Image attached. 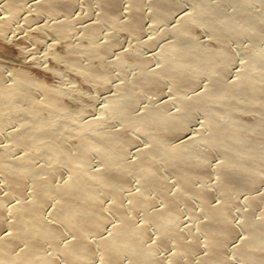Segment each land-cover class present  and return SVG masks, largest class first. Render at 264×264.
<instances>
[{
    "label": "bare ground",
    "instance_id": "6f19581e",
    "mask_svg": "<svg viewBox=\"0 0 264 264\" xmlns=\"http://www.w3.org/2000/svg\"><path fill=\"white\" fill-rule=\"evenodd\" d=\"M101 1L109 10L100 21L87 23L88 43L76 46L70 42L60 56L106 85L116 76L113 70L124 66V59L110 58L118 40L115 36L108 42L99 39L104 25L111 23L142 36L145 3L134 0L130 19L124 20L120 16L122 0ZM192 1L194 16L209 27L219 47L185 42L182 38L191 32L188 24L169 28L147 39L148 44H154L172 30L178 32L177 39L160 54L162 67L140 73L135 82L116 85L117 93L106 98L104 113L118 115L148 139L135 155L132 146L138 139L125 131L87 130V125L100 117L84 119L87 125H81L79 133L69 130L67 123L45 120L39 115L43 108L61 114L67 108L63 90L18 67L8 85L6 70L0 65L1 128L3 110L16 105L19 114L14 118L21 120V127L9 132L12 143L40 149L37 156L53 163L49 167L36 165L33 156H17L8 145L0 150V170L9 190L2 191L0 183V264H233L232 251L248 263L264 264V212L258 214L264 210V47L250 54L239 79L228 77L236 63L228 42L230 34L264 38V13L253 11V0ZM227 1L234 2V11L231 7L227 10ZM25 2L11 0L7 7L22 12L27 8ZM78 2L36 0V5L56 17L46 26L68 37L76 19L62 15L72 14ZM154 5L158 23L177 14L180 21L191 16L179 12L178 0H154ZM86 58L108 60V64L99 69ZM149 60L142 58L144 63ZM207 74L212 82L201 89V78ZM166 78L186 89L176 99L181 109L172 111L170 103L164 102L137 111L143 102L142 92L162 93ZM34 85L42 87L44 98L37 96ZM202 110L210 114L207 126L211 132L198 131L200 135L186 137L193 117ZM247 112L255 113L253 121L246 120ZM74 136H78L76 143ZM217 149L226 153L218 170L225 192L220 201L211 189L198 184L213 178L211 157ZM89 153L98 155L101 167L91 166L95 159H89ZM64 167L70 173L61 182L57 177L59 168ZM169 168L181 179L178 192L165 175ZM131 176L137 178L135 187ZM151 191L159 193L164 203L159 204ZM245 191L253 194L244 204L248 209H242L245 218L239 226L233 207L238 204V193ZM14 195L21 201L10 203ZM190 198L197 199L207 214L200 224L206 240L199 237L196 226H183L181 201ZM139 211L146 213L141 222ZM9 214L13 219H8ZM162 248L172 250V261L163 259Z\"/></svg>",
    "mask_w": 264,
    "mask_h": 264
},
{
    "label": "rangeland",
    "instance_id": "374dc122",
    "mask_svg": "<svg viewBox=\"0 0 264 264\" xmlns=\"http://www.w3.org/2000/svg\"><path fill=\"white\" fill-rule=\"evenodd\" d=\"M10 1L11 0H0V65L2 67L4 66V71L6 70L5 73L8 85L13 83L14 80L12 72L18 67L27 69V71L30 72L32 76L34 75L35 78L42 79L50 86L61 88L64 93L63 97L67 108L62 111V114L53 111V109H50L49 107L43 108L39 114L42 118L52 123H58L60 121L61 123H67L69 130H72V132L78 131L79 133L80 129L82 128L81 125H87L85 120L87 122L100 117L98 121L89 123L87 125V130L90 133H96L98 131L107 133V131H113L118 128L125 131V134L131 135L136 137L135 139H138V142L132 146L133 155H135L138 149L146 146L148 139L144 137L139 128L133 125L128 126L118 115L109 113L106 114L102 110L106 104H108L106 98L112 94H115L116 85L135 82L138 80L140 73H145L147 70H153L155 68L162 67L163 63L160 54L168 50L171 43L177 39L178 32L176 30H172V32L166 34V36L154 44H148L147 39L159 36L169 28H180V26L188 24L190 26L189 29L191 32L185 34L182 38L185 42H202L204 46L213 47L216 45V47H219L216 43L218 41L212 34L209 27L205 24H202L194 16V12L196 10L192 0H178L180 4L179 12L187 14L189 13L191 15L187 20L180 21V18L177 14L175 17L164 20L160 23L155 20L154 0H144L145 4L143 7L145 11V32L142 36H137L131 30L116 28L111 23H105L104 25L99 39L103 42H108L111 37H116L118 43L115 45L110 58L124 59V66H119L117 68L114 67L116 69L113 71L116 72V76L107 81L106 85H103L99 78L87 75L82 68L60 56V53L70 42H73V44L76 46L88 43L89 40L87 36V29H85L87 23L89 21H100L102 18H104L103 16L109 10L103 5L101 0H79L72 14L65 13L62 15V18L70 17L72 20L76 19L75 29L68 37H62L58 32L46 26L49 23H54L56 21V17L47 11H41V8L36 5V0H26L25 4L27 3V8L25 7L26 9L24 11L17 13L7 7V3ZM133 1L134 0H122L120 9L122 14H120V16L122 19H130ZM212 1L218 3L223 2L222 0ZM253 1V7L251 5L253 11H262L264 13V2L262 3L264 0H262L260 3L257 2L260 0ZM227 2L224 3V5L229 4L226 5L227 10L231 7V9L233 8L232 10L234 11V2ZM81 15L84 17L79 19ZM6 25L7 28L5 29ZM228 40L236 59V63L233 64L234 67L232 65V69L228 77L231 80L236 78L239 79V75L242 74L243 71L245 72L247 69L248 62H250V54L255 51L258 52L261 46L264 47V38H256L247 33H232L230 34ZM171 54H173V57L176 55L174 53ZM145 57L150 58L149 62L144 63L142 61V58ZM85 60L90 64L96 65V67L99 69H104L108 64V60L99 61L96 58H86ZM203 77L201 78V89H204V85L207 83L210 84L212 82L211 75L207 74ZM34 87L37 96H39L40 99L44 98V90L42 87L36 85H34ZM164 87L165 88L162 93L153 90L143 91V102L137 111L141 112L147 109L149 106H156L158 103L164 102L170 103L169 108L172 109V111L180 110L181 106L176 99L179 98V96L182 95L186 89L174 84L172 78H166V84ZM3 111L2 120L5 128H1L0 126V150H5L6 145L10 147L12 146L11 150H13L12 153H15V155H31L34 157V163L36 165L48 167L51 166L53 163L50 162V160H45L41 156H37L40 152V149L31 150L26 146H17L15 143H12L9 132L12 129L21 127V120L14 118L15 115L17 116L19 114V110L15 105L13 107L4 109ZM195 115V117H193L192 124L189 127V133H187L188 135L186 137L200 135L201 132H211V128L207 126L210 115L208 111L202 110ZM255 117L256 115L254 112L246 113V120L249 122L253 121ZM59 136L61 137V135ZM177 138H179V136ZM77 140L78 136H74L72 139L74 143H76ZM213 153L214 154H212L211 157V162L213 161L211 164L213 165V170H215L213 178L207 182L204 180H199L198 184L204 185L211 189L214 193L215 200L220 201V198L222 199L225 192L222 189L221 175L218 173V170L219 164L226 161V153L219 149L213 151ZM92 155L96 156L97 154H88L89 159H95L93 160L94 163L93 161L91 162V166L94 165L93 167L95 168L98 166L101 167L102 165L99 164L102 162L98 155L97 157L94 156V158ZM213 155H215V157H213ZM64 168H59L58 172L57 178L61 182L70 173L68 170H66L67 168ZM45 175L46 173L43 176ZM165 175L172 184L170 185L173 190L175 192L180 191V177L171 168H169V170L165 169ZM131 177V181L135 179L134 187L137 186L138 182L136 176ZM133 177L135 178L133 179ZM0 183L2 184L1 190L5 193H8L9 190L6 178L1 170ZM29 183H32L31 180ZM29 183L27 187L28 191L32 189L31 184L29 187ZM29 193L31 194V192ZM151 193L152 195L155 194L159 198V204L164 203L159 193L156 191H151ZM252 194V191L238 193V204L233 207L235 217L234 219L236 222H238L237 225H239L242 219L245 218L244 214L242 213V209L247 207L244 206V204L246 205L247 198ZM186 195L191 194L186 193ZM107 197H109L108 200L111 198L110 196ZM10 199V203L11 201H21L20 197L16 195L12 196ZM181 204V207L183 208L182 211H184V213H182L185 217V219H183L184 224L182 223L183 226L186 228L196 226L199 237L202 240H206V235L200 229V224L205 218H207V214L202 204L195 198L187 199V201L184 202L181 201ZM246 209H248V207ZM197 212L199 215L196 214ZM263 212L264 210H260L258 214L261 215ZM145 217L146 213L144 211H139L137 217L139 221H143ZM11 218L13 219L12 215L9 214L8 219L10 220ZM152 228L154 229V227H151V233L154 234V237L156 236L154 232L155 229L153 230ZM152 239L155 240V238ZM159 251L165 261H172L170 255L172 250L162 248ZM231 257L233 258V264H251L240 258V256L236 254L235 251L231 252ZM196 261L198 262V259ZM61 263H63V261ZM197 264H201V262H198Z\"/></svg>",
    "mask_w": 264,
    "mask_h": 264
}]
</instances>
